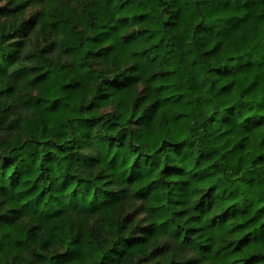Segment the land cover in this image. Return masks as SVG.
<instances>
[{
	"label": "trees",
	"instance_id": "trees-1",
	"mask_svg": "<svg viewBox=\"0 0 264 264\" xmlns=\"http://www.w3.org/2000/svg\"><path fill=\"white\" fill-rule=\"evenodd\" d=\"M41 21L45 28L31 42L41 56L59 48L87 63L103 46L106 56L114 55L132 67L146 98L158 97L153 100L150 141L166 133L169 143H187L199 115L194 109L203 106L201 93L212 89L215 103L207 124L199 126L204 140L192 165L196 170L165 164L159 169L160 179L154 169L141 175L138 181L145 183L137 191H147L154 209L167 205L166 211L174 210L162 221L164 225L171 227L169 221L186 217L183 224L176 223L173 234L179 244L194 247L195 264H264V0H45L39 10L29 6L28 0H8L0 6V41H12L0 46V104L18 100L15 93L21 80L34 72L37 75L32 80L53 94L71 85L58 73L71 70L75 61L59 68L45 61V69V63L27 64L23 61L29 57L21 58L28 36ZM116 103L119 106L121 101ZM24 104L27 101L9 102L4 111L26 112ZM19 123L26 126L28 122L19 119ZM41 144L49 142L37 141L23 152L18 148L0 152V177L6 176L0 182V198H6L0 199V264H8L7 256L12 264H31L28 258L33 245L49 248L56 236L72 230L68 213L92 218V228L97 223L106 226L115 215L108 206L118 197H106L99 189L89 205L69 201L59 215L56 206L39 215L30 208L45 196L39 181L47 178L55 159L54 153H46L40 176L26 178ZM223 171H230L239 182L227 197L216 192ZM189 189L195 196L190 207L185 199ZM15 204L19 207L10 206ZM156 231L134 227L125 238L129 255L139 257L136 264L146 258L142 252L155 264H194L192 260L157 259L168 254L173 242L148 251L144 246L151 247L149 241ZM77 260L93 264L86 247Z\"/></svg>",
	"mask_w": 264,
	"mask_h": 264
},
{
	"label": "clouds",
	"instance_id": "clouds-1",
	"mask_svg": "<svg viewBox=\"0 0 264 264\" xmlns=\"http://www.w3.org/2000/svg\"><path fill=\"white\" fill-rule=\"evenodd\" d=\"M44 2L45 0H28V5L39 10L44 7ZM6 3L8 4V0H0V6ZM42 28H45L43 21L28 36V44L24 45L21 58H29L23 62L41 64L48 61L54 62L56 68H59L66 61H75L71 70L64 68L58 73L71 81V85L69 89L53 94L46 90V85L32 80L37 75L35 72L21 80L20 88L15 93L18 100L0 104V152L7 154L13 148L23 152L24 148L33 146L37 141L49 142L47 146L41 144L39 157L35 160L32 172L26 177L35 180L41 173V158L49 152L55 154L50 170L46 172L47 178L39 181L46 194L40 201L29 206L38 215L53 206H56L59 215L69 201L87 206L93 202V195H98V189L106 197L118 198L108 206L115 215L109 218L106 226L97 223L94 228L89 227L92 218L86 219L83 214L68 213L73 223L72 230L56 236L54 244L49 248L41 250L33 245L32 254L28 258L31 264H49L50 260L51 264H79L77 257L80 256L82 247H86L91 254L93 264H125L128 259L136 264L139 257L129 255L125 240L134 227L143 228L146 232L157 229L149 241L151 247L144 246L148 251L157 244L167 247L166 242H173L168 254L163 258L157 256V259L177 262L192 260L195 264L198 254L194 247L191 244H179L173 234L176 223L183 224L186 217H177L176 223L169 221L171 227L164 225L162 221L168 220L174 210L166 211L167 205L165 209H154L153 200L147 198V191H137L145 183L138 181V178L154 169L156 178L160 179L159 169L165 164L183 165L192 171L196 170L192 165L204 140V130L199 126L207 124L215 103L212 89L208 88L206 93H201L205 97L202 100L203 106L194 109L199 115L194 118V131L187 143H169L167 141L170 137L166 133H161L162 139L150 141L148 133L152 128L151 113L155 107L153 100L158 97L146 98V94L140 91L144 85L136 83L137 73L132 67L120 62L114 55L106 56L107 49L103 46L99 48L97 55L89 57L87 63L76 60L72 55L63 54L59 48L41 56L31 42ZM11 42L0 41V46ZM47 67L48 64L45 63V69ZM12 71L9 69V72ZM27 81H32V84L28 85ZM118 99L121 101L119 106L116 103ZM22 101H27V104L22 105L26 112L21 109L4 111L9 102ZM57 116L59 119H54ZM19 119L27 121V125L22 126ZM69 161L73 163L70 164ZM11 171V168L8 169V175ZM187 175L190 176L191 172ZM5 180V175L0 177V182ZM217 182L220 187L216 192L221 197H227L239 183L230 171L221 172ZM239 190L243 191V188ZM185 199L186 206L189 207L195 201L190 189ZM10 206L19 207L18 204ZM77 229L81 230L80 234H77ZM41 252L43 254L38 255ZM141 256L146 257L141 260V264H155L151 257H147V252H142ZM5 259L8 264H12L11 256Z\"/></svg>",
	"mask_w": 264,
	"mask_h": 264
}]
</instances>
